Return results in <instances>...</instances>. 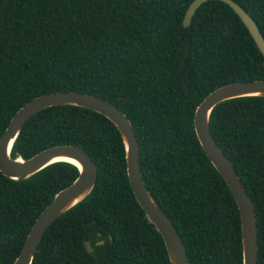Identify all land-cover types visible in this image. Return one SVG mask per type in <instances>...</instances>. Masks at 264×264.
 Here are the masks:
<instances>
[{"label": "trees", "instance_id": "trees-1", "mask_svg": "<svg viewBox=\"0 0 264 264\" xmlns=\"http://www.w3.org/2000/svg\"><path fill=\"white\" fill-rule=\"evenodd\" d=\"M193 1L0 0V138L20 108L44 94L83 92L114 103L135 128L145 183L190 263L243 264L236 200L194 118L214 90L264 80V55L225 2L203 3L184 27ZM233 1L264 37V0ZM210 128L254 202L264 264V97L220 103ZM69 144L97 165L96 185L48 229L33 264H171L131 188L122 136L104 115L44 109L25 124L12 157ZM79 173L63 161L21 181L0 171V264L15 262L37 218Z\"/></svg>", "mask_w": 264, "mask_h": 264}, {"label": "water", "instance_id": "water-1", "mask_svg": "<svg viewBox=\"0 0 264 264\" xmlns=\"http://www.w3.org/2000/svg\"><path fill=\"white\" fill-rule=\"evenodd\" d=\"M208 1L211 0H194L190 4L184 17V27L190 25L196 11ZM218 1L231 6L246 25L257 47L264 55V37L250 14L233 0ZM243 97H264V80L236 82L214 90L197 107L194 126L201 146L236 200L242 225L243 264H258L259 233L254 202L232 162L215 140L210 128L211 115L217 105L224 101ZM60 105L78 106L93 110L104 115L117 127L125 146L127 172L131 188L146 216L162 235L170 263L191 264L179 231L145 183L140 161V144L131 120L114 103L83 92H53L34 98L16 112L0 138V171L11 180H25L53 163L69 162L57 160L60 157L72 158L80 166L69 162L79 168V177L70 186L56 194L52 203L40 214L32 226L20 255L13 264H33L48 229L64 213L87 198L96 185L97 165L81 147L71 144L57 145L45 149L29 159L21 156L17 159L12 157L14 142L25 124L38 112ZM103 243L100 241L98 245ZM87 249L89 252L94 251L89 242Z\"/></svg>", "mask_w": 264, "mask_h": 264}, {"label": "bare ground", "instance_id": "bare-ground-1", "mask_svg": "<svg viewBox=\"0 0 264 264\" xmlns=\"http://www.w3.org/2000/svg\"><path fill=\"white\" fill-rule=\"evenodd\" d=\"M57 160H66V161H69V162H73L75 164H77L79 166V163L76 162L75 160H73L72 158H68V157H60L59 159ZM80 167V166H79Z\"/></svg>", "mask_w": 264, "mask_h": 264}]
</instances>
